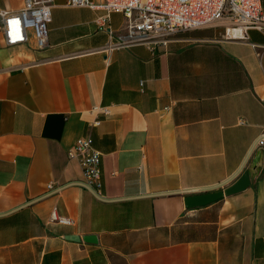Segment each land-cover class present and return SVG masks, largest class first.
Returning <instances> with one entry per match:
<instances>
[{"label":"crops","instance_id":"obj_1","mask_svg":"<svg viewBox=\"0 0 264 264\" xmlns=\"http://www.w3.org/2000/svg\"><path fill=\"white\" fill-rule=\"evenodd\" d=\"M66 1L51 0L44 47L0 32V264H264V30L228 38L217 22L114 47L123 14L109 33L102 7ZM85 134L98 190L67 155ZM243 171V188L184 205Z\"/></svg>","mask_w":264,"mask_h":264},{"label":"built area","instance_id":"obj_2","mask_svg":"<svg viewBox=\"0 0 264 264\" xmlns=\"http://www.w3.org/2000/svg\"><path fill=\"white\" fill-rule=\"evenodd\" d=\"M70 5L102 7L104 13L96 17L98 27L110 29L106 24L108 13L120 12L125 17L123 32L110 46H129L142 43L149 47L166 44L172 35L179 31L210 25L223 24V37L246 38V31L254 28L264 30V8L261 0H67ZM51 0H22L15 10L0 9V32L6 45L24 42L27 29L33 34L37 48L44 47L47 41L46 23L50 18ZM109 47V45H107ZM93 111L103 115L109 110L105 105H93ZM99 118L92 119L97 125ZM254 145H264V129L258 135ZM69 157H75L82 171L80 183L92 186L96 190L101 185L99 173V151L93 146L90 135L75 138L67 150ZM46 187L52 188V181ZM97 193V192H96ZM99 196V194L97 193ZM50 219L60 223H71V218L59 215L54 209Z\"/></svg>","mask_w":264,"mask_h":264},{"label":"water","instance_id":"obj_3","mask_svg":"<svg viewBox=\"0 0 264 264\" xmlns=\"http://www.w3.org/2000/svg\"><path fill=\"white\" fill-rule=\"evenodd\" d=\"M224 183H226V181H223L220 184H216L208 187H202L200 189L194 190L198 192L187 194L184 196L183 198L184 205L185 206L202 205L219 198L224 193L234 192L236 190L243 188L248 183L247 172L243 171L229 185H226L223 188H218L222 186ZM69 237L75 238L72 235H69ZM82 238L88 241H94L95 239L93 234H85L82 236Z\"/></svg>","mask_w":264,"mask_h":264}]
</instances>
